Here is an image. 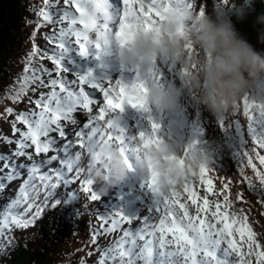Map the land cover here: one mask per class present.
I'll return each instance as SVG.
<instances>
[{
	"label": "snow or ice",
	"instance_id": "obj_1",
	"mask_svg": "<svg viewBox=\"0 0 264 264\" xmlns=\"http://www.w3.org/2000/svg\"><path fill=\"white\" fill-rule=\"evenodd\" d=\"M221 2L216 0L218 8ZM122 4L118 34L124 38L123 43L140 31L158 33V21L174 4L191 7L190 0H122ZM110 7L109 0H30L27 6L30 15L25 17V26H33L28 37L31 47L20 59L21 72L0 89V104L5 105L0 119L10 125L12 133H0V192H14L0 197L5 201L0 204V264H6L20 240L30 234L48 210L57 207L70 209L66 219L74 225L81 216L90 217L89 233L80 242L82 246L65 254L71 261L76 252H83L76 264H154L157 252L178 258L182 264H215L220 248L235 256L238 264H264V241L245 211L233 215L226 210V203L213 205L195 188L186 189L187 204L178 201L174 193L160 187L155 172L145 185L150 193L145 214H100L90 207L99 196L92 190L91 180L86 179L81 162L83 154L91 150L96 129L79 110L97 111L87 89L100 86L90 84L87 76L71 80L63 59L66 45L73 40L87 54L89 33L109 28ZM197 7L204 14L209 0H201ZM38 36L46 42L43 46L37 42ZM46 60L52 68L44 63ZM155 63L153 59L147 70L153 82L162 75ZM102 91L105 108L98 110L101 120L106 109H121L126 102L148 111L144 80L130 89L117 82ZM74 112L79 125L73 119ZM241 114L247 118L246 126L239 119ZM231 116L235 118L217 120L220 131L247 146L237 153L236 171L228 176H241L247 181L245 190L259 195L264 202V189L254 188L251 180L241 175L246 164L258 183L264 185V103L245 96ZM159 128V124L152 123V136L140 134L145 147L162 143L155 134ZM203 134L202 127H194V137ZM200 143L193 139L191 145ZM207 172L205 167L202 175ZM205 183L207 191L213 193L214 181L208 179ZM77 194L84 201L81 207L74 203ZM239 203H245L242 196ZM189 205L195 207L196 215Z\"/></svg>",
	"mask_w": 264,
	"mask_h": 264
},
{
	"label": "clouds",
	"instance_id": "obj_2",
	"mask_svg": "<svg viewBox=\"0 0 264 264\" xmlns=\"http://www.w3.org/2000/svg\"><path fill=\"white\" fill-rule=\"evenodd\" d=\"M233 3L234 0H222L218 11L204 14L197 7L198 0H190L191 7L174 4L158 21V33L140 31L123 43L124 38L117 33L96 30L95 39L105 47L118 42L116 59L121 63L149 64L159 59L178 66L179 86L153 83L148 87L147 104L157 111L175 110L177 98L187 94L215 117L224 118L245 96L264 103V53L256 51L235 28L225 11ZM235 15L245 19L246 7H237ZM257 23L264 25V14L257 17ZM259 40L264 43V28ZM180 147L175 139L150 147L140 142L138 168L145 173L152 165L166 186L173 175V163L164 158L177 153ZM93 161L92 174L104 183L105 191L129 174L125 154L119 149L96 144Z\"/></svg>",
	"mask_w": 264,
	"mask_h": 264
},
{
	"label": "trees",
	"instance_id": "obj_3",
	"mask_svg": "<svg viewBox=\"0 0 264 264\" xmlns=\"http://www.w3.org/2000/svg\"><path fill=\"white\" fill-rule=\"evenodd\" d=\"M29 3V1L25 0H0V60H3V64L2 61L0 63L2 64L0 67V89H3V86L7 84L6 75L8 76V73L6 69L14 71L12 76H16L15 73L20 72L17 68L18 65L15 63V59L20 55L19 50L31 47V41L28 37L33 30V26H25V17H27L25 14L29 15L27 11ZM10 105L8 103V106ZM2 110V107H0V111ZM232 112H229L223 119L227 120V118L231 117ZM243 119L247 121L244 116ZM241 123L244 125L243 120H241ZM220 133L224 138H231L229 134ZM240 149H242L241 145ZM229 164L230 168L236 169L238 163L235 159H231ZM244 168L246 172L243 171L241 175L245 177L248 174L253 177V186L264 189V185L258 183L257 177L248 169L246 164ZM237 178H240L241 184L246 187L247 181L241 179V176ZM252 195H255V193H252ZM81 201H83L82 198ZM74 203L76 207L82 206L79 203ZM250 206L260 213L259 217L263 231L260 229L264 238V212L262 211V205L258 201L255 203V201L251 200ZM69 211L70 209H62L61 207L48 210L35 228L30 230V234H26L20 240V246L15 250L12 258L6 261V264H54L55 260L59 261L55 264H74L79 252L75 253L71 261L65 254L73 253L75 249L82 246L80 242L87 238L89 233L88 221L90 217L88 215L81 216L74 225L66 219Z\"/></svg>",
	"mask_w": 264,
	"mask_h": 264
},
{
	"label": "rangeland",
	"instance_id": "obj_4",
	"mask_svg": "<svg viewBox=\"0 0 264 264\" xmlns=\"http://www.w3.org/2000/svg\"><path fill=\"white\" fill-rule=\"evenodd\" d=\"M200 2H201V0H199V3H200ZM199 3H198V4H199ZM215 11H217V4H215V5L211 8V11H210V12L214 13ZM1 61H2V64H3V60H2V59L0 60V63H1ZM2 64H0V67L2 66ZM52 67H53V66L51 65L49 68H52ZM77 75H78V74H77ZM0 78H1V76H0ZM6 79H8V76H7V75H6ZM9 80H10V79H8V81H9ZM6 83H8V82H6ZM191 101H192L191 103H192L193 108H195V104H196V103L194 102V100H193L192 98H191ZM4 106H5L4 104H1L2 109H3ZM10 106H13V105H10ZM20 108L22 109V108H23V105H21ZM1 125L3 126L4 135L12 136L10 125H8V124L5 123V122H2ZM217 129H219V128H217ZM2 144H3V141L0 140V145H2ZM193 161H194V159H193ZM203 186L205 187V186H207V184H206V185H203ZM216 186H217V189H218V184H217ZM225 190H226V189H225ZM225 190H224V193L230 194V196H229L228 198H224V199H222V200H225V201L228 202L227 205L230 207V209H231L233 215H239V214L241 213V210L245 211V212L248 214V216L250 217L251 222H252V224L254 225V227H256V229H258V223H257V221L260 220V217L258 216V213H257V215H255V214L253 213V211H252V209H251V207H250V201H249L248 199H244V197H242V198L245 200V203H244V204H240V203H239V200L241 199V195H240L239 192L236 193L235 191H233V190L231 189L230 192L228 193V191L226 192ZM180 191H183L182 188H181ZM180 191H178L177 194H179ZM237 194L239 195V197L237 196ZM184 196H185V198L187 199L186 194H185ZM204 197H208L209 200H210V202H211L213 205H216V204H218V203H219V204H222V203H221L222 200H220L219 195H218V193H217V190H216L215 192H213V193L210 194V193L207 191V189H206V191L203 192V196H202V198H204ZM187 200H188V199H187ZM1 202H2V201H1ZM196 214H197V213H196V209L193 207V215H196ZM263 228H264V226H263ZM258 233H259V232H258ZM259 236H260L261 241H263V238H262V236H261L260 233H259ZM235 258H236V257H235Z\"/></svg>",
	"mask_w": 264,
	"mask_h": 264
},
{
	"label": "bare ground",
	"instance_id": "obj_5",
	"mask_svg": "<svg viewBox=\"0 0 264 264\" xmlns=\"http://www.w3.org/2000/svg\"><path fill=\"white\" fill-rule=\"evenodd\" d=\"M100 136H101V133H98V139H99ZM83 155H84V154H83ZM87 174H88V173H87ZM137 206H139V203H138V202H136V203L132 206V208H133V210H134V213H133L134 215L139 214L138 211L141 212V209H140V208H139L138 210H136V207H137Z\"/></svg>",
	"mask_w": 264,
	"mask_h": 264
}]
</instances>
